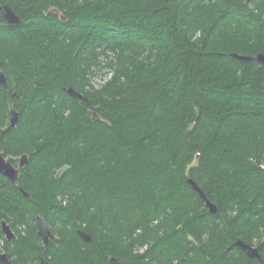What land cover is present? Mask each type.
Returning <instances> with one entry per match:
<instances>
[{
  "label": "trees",
  "instance_id": "16d2710c",
  "mask_svg": "<svg viewBox=\"0 0 264 264\" xmlns=\"http://www.w3.org/2000/svg\"><path fill=\"white\" fill-rule=\"evenodd\" d=\"M258 53L264 0H0V148L28 155L18 185L0 174L16 234L0 226L1 251L13 264H264ZM37 215L54 234L44 248Z\"/></svg>",
  "mask_w": 264,
  "mask_h": 264
},
{
  "label": "water",
  "instance_id": "95a60500",
  "mask_svg": "<svg viewBox=\"0 0 264 264\" xmlns=\"http://www.w3.org/2000/svg\"><path fill=\"white\" fill-rule=\"evenodd\" d=\"M1 9L3 12V17L8 24L18 25L20 23L21 21L20 18L15 14V12L12 10V8L9 6L8 3L4 4L1 7ZM52 12L57 13V10L52 9ZM62 19H64L63 16ZM232 56L241 61H248L253 58L252 56L241 55L237 53H232ZM254 58L258 62H260L264 67V53H258ZM0 84L2 86H7L6 77L2 71L1 66H0ZM65 90L70 96L76 97L77 99H81L83 101H87L82 93L76 91L71 86L67 87ZM9 115H10V126H13L17 122V118H18L17 111L14 108H11ZM27 161H28L27 154H22L18 157L12 155H6V153L0 148V174L8 178L15 185H18L20 169L26 165ZM187 183L190 184L192 189L203 200L206 209L210 213L212 214L218 213L217 205L208 199L205 191L192 178H188ZM23 195L26 196L27 195L26 192H23ZM0 226L5 239L9 240V239H14L16 237V234L14 233L10 224L6 220H1ZM36 234L40 238L43 248L46 247L49 240L54 236L53 232L48 227L42 215L36 216ZM78 234L83 240L90 241V236L84 231L78 230ZM234 245L240 248L247 257L261 260V256L257 246L246 243L240 239L236 240ZM114 260L115 258L113 256L109 258V262H113ZM0 264H13L6 252H0ZM18 264H23V263H18Z\"/></svg>",
  "mask_w": 264,
  "mask_h": 264
},
{
  "label": "rangeland",
  "instance_id": "374dc122",
  "mask_svg": "<svg viewBox=\"0 0 264 264\" xmlns=\"http://www.w3.org/2000/svg\"><path fill=\"white\" fill-rule=\"evenodd\" d=\"M105 77H106V71L105 70L100 71L99 73H97V75L93 79L94 84L97 85L101 83L105 79ZM1 246H2V241H0V252H2Z\"/></svg>",
  "mask_w": 264,
  "mask_h": 264
}]
</instances>
